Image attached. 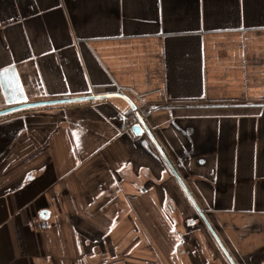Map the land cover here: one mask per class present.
<instances>
[{
	"label": "crops",
	"instance_id": "crops-1",
	"mask_svg": "<svg viewBox=\"0 0 264 264\" xmlns=\"http://www.w3.org/2000/svg\"><path fill=\"white\" fill-rule=\"evenodd\" d=\"M113 93L0 117V264H264V0H0V109Z\"/></svg>",
	"mask_w": 264,
	"mask_h": 264
},
{
	"label": "water",
	"instance_id": "water-1",
	"mask_svg": "<svg viewBox=\"0 0 264 264\" xmlns=\"http://www.w3.org/2000/svg\"><path fill=\"white\" fill-rule=\"evenodd\" d=\"M111 96H119V97H124L127 99V97L122 93H113V94L99 95V96L89 95V96L76 97V98L37 101V102L23 103L20 105L0 109V117L7 115V114H10V113L20 111L22 109H29V108L42 107V106H51V105H58V104H66V103H74V102L87 101V100L104 98V97H111Z\"/></svg>",
	"mask_w": 264,
	"mask_h": 264
},
{
	"label": "built area",
	"instance_id": "built-area-1",
	"mask_svg": "<svg viewBox=\"0 0 264 264\" xmlns=\"http://www.w3.org/2000/svg\"><path fill=\"white\" fill-rule=\"evenodd\" d=\"M140 123V112L134 110L125 116V131L128 132L133 140L137 138L136 127Z\"/></svg>",
	"mask_w": 264,
	"mask_h": 264
}]
</instances>
